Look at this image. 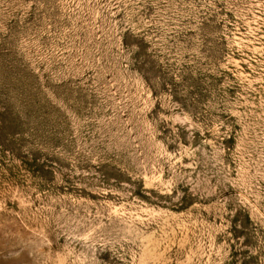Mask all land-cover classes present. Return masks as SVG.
Listing matches in <instances>:
<instances>
[{"label": "rangeland", "instance_id": "374dc122", "mask_svg": "<svg viewBox=\"0 0 264 264\" xmlns=\"http://www.w3.org/2000/svg\"><path fill=\"white\" fill-rule=\"evenodd\" d=\"M0 264H264V0H0Z\"/></svg>", "mask_w": 264, "mask_h": 264}]
</instances>
